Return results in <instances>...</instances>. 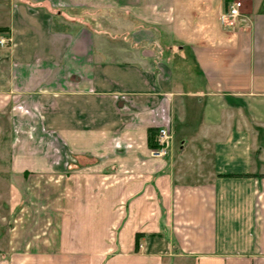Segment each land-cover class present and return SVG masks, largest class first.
Wrapping results in <instances>:
<instances>
[{"label":"crops","instance_id":"crops-1","mask_svg":"<svg viewBox=\"0 0 264 264\" xmlns=\"http://www.w3.org/2000/svg\"><path fill=\"white\" fill-rule=\"evenodd\" d=\"M231 1L0 0L1 264H264V0Z\"/></svg>","mask_w":264,"mask_h":264},{"label":"built area","instance_id":"built-area-1","mask_svg":"<svg viewBox=\"0 0 264 264\" xmlns=\"http://www.w3.org/2000/svg\"><path fill=\"white\" fill-rule=\"evenodd\" d=\"M242 6V0H232L220 17L222 24L226 27H233L239 23L242 15ZM4 42L5 39H0V43ZM156 141L158 147L152 148V154L155 156H167L173 144V132L168 125L160 126L157 129Z\"/></svg>","mask_w":264,"mask_h":264},{"label":"rangeland","instance_id":"rangeland-1","mask_svg":"<svg viewBox=\"0 0 264 264\" xmlns=\"http://www.w3.org/2000/svg\"><path fill=\"white\" fill-rule=\"evenodd\" d=\"M1 44H7V40H5L4 43H0V45ZM33 133L32 135H34ZM5 134L6 132L0 131V161L2 160V157H7L8 155L11 154V148L8 146L9 143L7 144L6 142V136L5 137L3 136ZM30 140H33V139H30ZM7 167L8 165L0 163V264H1L2 253H3L2 236L7 234L8 224H9L7 219L9 215L11 214L10 219L12 221V219L15 218L17 214L14 212L9 213L7 197L3 196V192H5L4 190L7 189V184H8V178L6 177ZM2 169H5V170H2ZM12 225L13 223L11 222L10 226Z\"/></svg>","mask_w":264,"mask_h":264},{"label":"trees","instance_id":"trees-1","mask_svg":"<svg viewBox=\"0 0 264 264\" xmlns=\"http://www.w3.org/2000/svg\"><path fill=\"white\" fill-rule=\"evenodd\" d=\"M7 27H0V32L6 31ZM156 136H157V129L154 127H150L148 129V145L150 148H157L158 143L156 141Z\"/></svg>","mask_w":264,"mask_h":264}]
</instances>
